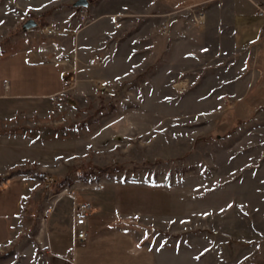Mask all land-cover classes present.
<instances>
[{"label":"rangeland","instance_id":"1","mask_svg":"<svg viewBox=\"0 0 264 264\" xmlns=\"http://www.w3.org/2000/svg\"><path fill=\"white\" fill-rule=\"evenodd\" d=\"M75 1L0 0V81L11 93L57 91V66L79 53L78 31L99 18L122 23L98 39L96 53L108 51L89 75L104 82L79 88L73 71L72 103L58 111L52 97L46 117L7 124L16 134L0 146V179L31 175L33 227L66 231L86 201L95 226L116 218L138 261L264 264V90L254 51L208 37L200 11L169 19L151 0ZM30 19L37 26L24 30ZM51 42L61 48L52 64H32Z\"/></svg>","mask_w":264,"mask_h":264},{"label":"crops","instance_id":"2","mask_svg":"<svg viewBox=\"0 0 264 264\" xmlns=\"http://www.w3.org/2000/svg\"><path fill=\"white\" fill-rule=\"evenodd\" d=\"M151 1L160 6L165 14L170 15L169 19H173V15L200 11L198 18L202 17L204 20L206 26L204 33L208 37H220L218 39L220 41L221 37L223 40L226 36H230L229 40L235 50H253L255 65L260 68L255 84H259V88L264 90V18L257 14L255 6V3L264 0ZM99 21H102V18L94 20L89 26L78 31L79 53L76 54L75 51L70 53L62 61L64 67L57 66L61 73V88L57 91L36 95L11 93L12 88L9 83L5 79L0 81L3 83L0 93V146L6 148L8 135L16 134L10 133L11 130L8 132V123L12 124L16 118L29 117L34 114L38 117L47 116L52 97L62 92V79L72 75L73 71L76 76L80 72L79 78L76 79L79 88L81 85L83 89L92 90L97 84L104 82V78L98 80L90 77L89 74L93 72L91 69L93 67L88 65L90 59L88 57L96 53L100 44L98 39L113 35L116 33V28L107 20ZM198 31L202 32V30ZM107 51L100 49L102 54ZM37 55L38 60L31 62L32 64L39 68L44 64H52L49 61L43 62L44 57L39 52ZM41 101H48L47 105ZM30 176L15 175L5 181L0 179L2 181L0 185V264H72L71 257L68 255L71 251L74 253V264L150 263L149 260L138 261L136 258H130L128 252L131 250V244L126 236L119 233L118 225H115L118 223L116 218L109 219L110 227H103L107 223L103 221V217L97 220L98 224L95 226L94 218L89 216L85 242L75 241L73 223L66 231H48L46 227H33V218L30 216L34 215L38 196L33 194L35 184L30 182ZM28 228H30L29 232Z\"/></svg>","mask_w":264,"mask_h":264},{"label":"built area","instance_id":"3","mask_svg":"<svg viewBox=\"0 0 264 264\" xmlns=\"http://www.w3.org/2000/svg\"><path fill=\"white\" fill-rule=\"evenodd\" d=\"M256 6V10H257V14L264 18V1L263 2H259V3H255ZM122 25L121 22H116L114 24V28H120ZM164 27H167V25L165 24ZM41 33L46 35V36H53L55 35L56 31L53 30L50 27H45L42 28ZM60 34V33H58ZM38 52L45 58V56H48V53H51L50 57L48 58L50 59V61H54L55 57H58V54L61 53V48L59 45H55L53 44V42L40 46L38 48ZM75 54V53H74ZM64 59L62 58V61ZM61 61V62H62ZM103 62V56L100 53H96L94 54L89 60H88V65L90 67H95L100 65ZM74 75H75V71H74ZM75 86V79H71V78H63L62 79V92L57 94L54 97V107L56 110L60 111L63 109L64 107V101L62 100V98L65 96V93H68V91H70L72 89V87ZM0 184H2V181L0 180ZM90 211H91V206L90 203L86 202V201H81V202H76L75 206H74V210H73V226H74V232H75V236L74 239L77 242H85L87 240V231H86V227H87V222H88V217L90 215ZM70 254L74 255L73 251L70 252Z\"/></svg>","mask_w":264,"mask_h":264},{"label":"water","instance_id":"4","mask_svg":"<svg viewBox=\"0 0 264 264\" xmlns=\"http://www.w3.org/2000/svg\"><path fill=\"white\" fill-rule=\"evenodd\" d=\"M88 6H89L88 0H77L73 3L74 8H79V7L86 8ZM36 26H37V23L34 20L30 19L23 24V29L29 30V29L35 28Z\"/></svg>","mask_w":264,"mask_h":264},{"label":"trees","instance_id":"5","mask_svg":"<svg viewBox=\"0 0 264 264\" xmlns=\"http://www.w3.org/2000/svg\"><path fill=\"white\" fill-rule=\"evenodd\" d=\"M62 100L65 102V101H69L70 103H72V101L70 100V98L68 97V96H64L63 98H62ZM44 178V181H46V182H48L49 180V176H48V174H45V176L43 177Z\"/></svg>","mask_w":264,"mask_h":264},{"label":"bare ground","instance_id":"6","mask_svg":"<svg viewBox=\"0 0 264 264\" xmlns=\"http://www.w3.org/2000/svg\"><path fill=\"white\" fill-rule=\"evenodd\" d=\"M178 87V86H177ZM180 87V86H179Z\"/></svg>","mask_w":264,"mask_h":264}]
</instances>
